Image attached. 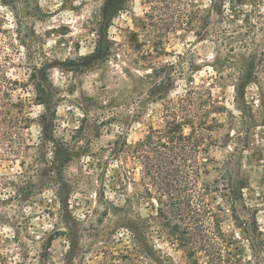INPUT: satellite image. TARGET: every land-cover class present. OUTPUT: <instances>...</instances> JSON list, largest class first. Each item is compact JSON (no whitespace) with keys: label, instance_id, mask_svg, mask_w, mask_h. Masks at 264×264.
<instances>
[{"label":"rangeland","instance_id":"rangeland-1","mask_svg":"<svg viewBox=\"0 0 264 264\" xmlns=\"http://www.w3.org/2000/svg\"><path fill=\"white\" fill-rule=\"evenodd\" d=\"M36 1L41 14L36 21L32 20V26L40 41L31 45L30 51L33 57L37 54V81L45 85L47 96L41 104V97L33 85L36 80L31 81L30 77L32 67L23 63L27 51L20 47V53L13 56L14 67L9 70L8 77L24 83L23 88L17 87L11 93L12 102L17 104L13 111L23 129L13 137L0 130V264H64L68 244L59 232L70 233L77 239L75 260L78 264H111L107 256L98 252L101 245L92 236L95 233L91 227L94 218L84 219V214L94 207L97 184L94 176L107 156V153L98 156V152L118 136L128 143L145 136L148 124L156 127L160 123L162 107L146 104L143 119H132L137 99L143 101L147 90L146 84H140L138 79L143 73L133 63L124 65L123 60L111 57L95 63L90 58L97 40L96 24L107 11L105 0ZM195 1L201 6H207L209 2ZM259 2L264 14V0ZM118 3L126 8V12L115 19L109 37L126 45L132 42L126 36V28H132L134 20L143 18L149 5L147 0H118ZM14 24L12 11L0 5V27L13 31ZM229 29L240 30L235 25ZM245 30L250 29H241L242 32ZM252 32L234 44L237 47L235 54L221 50L219 56L229 61L224 63L225 69L219 74L211 68L216 52L214 44L208 40L200 41L192 33L181 30L168 35L165 50L169 55L158 61H179L186 69L189 64L193 65L192 86L210 92L218 108L210 115L223 126L217 137L222 138L228 133V114L238 116L240 111L247 114L248 146L237 162L236 171L239 170L240 177L245 180L244 202L256 214L264 234V68L257 63L259 53L264 55V20L257 21ZM31 39V36L26 39L27 44ZM252 49H257L256 58L248 57ZM128 52L135 58L132 50L128 49ZM248 64L253 65L257 76L255 79L244 77L245 94L237 96L235 77L239 73L245 76ZM123 67L127 69V75ZM185 88V77L178 79L169 98L180 96ZM244 104L253 108L249 112L253 120L248 118ZM43 116L46 117L47 132L43 128ZM77 130H81L80 133L76 134ZM37 144L43 145V149ZM86 151L96 157L82 154ZM212 154L218 160L224 156L220 149ZM69 157L72 159L62 165V160ZM113 165L111 168L115 167ZM129 169L138 179L137 164L131 161ZM216 177L212 172L204 177V182L212 184ZM206 202L217 209L219 193L208 195ZM135 211L144 218L155 216L156 205L153 201L140 199ZM107 226L103 225L104 228ZM221 227L227 236L237 233L228 217L223 219ZM120 234L115 236L120 239L119 243L109 245L115 254H125L126 248L131 246L127 236ZM50 235L55 239L49 247L47 239ZM148 241L162 255L169 256L173 264H189L166 239L152 235ZM232 252L235 258L244 262L252 257L248 244L238 238Z\"/></svg>","mask_w":264,"mask_h":264},{"label":"trees","instance_id":"trees-1","mask_svg":"<svg viewBox=\"0 0 264 264\" xmlns=\"http://www.w3.org/2000/svg\"><path fill=\"white\" fill-rule=\"evenodd\" d=\"M147 3L149 9L144 17L134 20L132 28L125 30L132 42L120 44L109 37L115 19L126 12L118 0H105L107 11L94 30L97 40L90 58L95 63L112 57L123 60L124 65L133 63L143 73L138 79L140 84H146L147 90L143 101L137 99L132 119H143L146 104H160L162 107L160 123L156 127L148 124L145 136L133 143L118 136L98 152V156L103 153L107 156L94 176L97 183L94 207L84 214L88 221L94 218L91 227L95 233L92 236L101 245L98 252L107 256L111 264H173L169 256L149 245V236L155 235L176 246L189 264H264V234L256 214L244 202L245 180L240 177L239 170L236 171L237 162L248 146L250 126L247 114L242 111L238 116L228 114V133L222 138L217 137L223 126L210 115L218 108L210 92L192 86L193 65L189 64L186 69L179 61H158L169 55L165 50L168 35L181 30L192 33L200 41L208 40L214 44L216 52L211 68L222 73L224 63L229 60L219 56L221 50L235 54L237 47L234 44L249 32L253 33L257 21L264 20L260 2L209 0L207 6H201L195 0H147ZM0 5L9 8L15 20L13 31L0 27V130L13 137L23 126L13 111L17 104L12 102L11 93L17 87L23 88L24 83L8 77V73L14 67L13 56L20 53V47L27 51L23 63L32 67L30 77L31 81L36 80L33 85L41 97V104L47 96L45 85L37 81V54L33 57L30 51L31 45L40 41L32 20L36 21L41 12L36 0H0ZM233 25L240 30L230 31L229 27ZM242 28L250 30L242 32ZM29 36L33 40L27 44ZM127 48L133 51L135 58ZM256 50H250L248 57L256 58ZM259 55L257 63L264 68V55L262 52ZM246 69L245 76L239 73L235 77L237 96L245 94L244 77L255 79L257 76L253 65L248 64ZM122 70L127 75V69L123 67ZM184 77L187 88L180 96L169 98L176 81ZM44 81L51 85L46 78ZM244 106L250 118L252 113L249 112L253 108ZM42 123L47 132L45 116ZM80 131L77 130L76 134ZM217 149L224 153L222 160L212 154ZM82 154L91 158L96 155L89 151ZM68 159L72 158L62 160V165ZM131 161L137 164L138 179L129 169ZM112 165L115 167L111 168ZM212 172L217 177L212 184H207L204 177ZM211 193H219L220 204L215 210L206 202ZM140 199L155 203V216L144 218L137 214L135 205ZM226 217L232 220L236 235L227 236L222 231ZM104 224L108 226L104 228ZM120 232V236L126 235L131 244L125 254H115L114 248L109 247L119 243L120 239L115 236ZM59 233L66 237L68 244L63 263L78 264L75 260L78 256L77 239L70 233ZM235 236L248 244L251 259L244 262L233 256L232 247L237 242ZM54 239L55 236L48 237L49 247Z\"/></svg>","mask_w":264,"mask_h":264}]
</instances>
